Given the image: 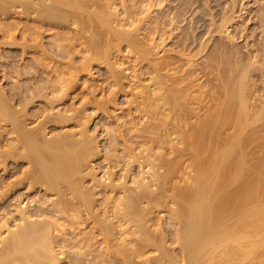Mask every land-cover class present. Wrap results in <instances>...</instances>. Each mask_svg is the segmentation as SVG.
Instances as JSON below:
<instances>
[{"label": "bare ground", "instance_id": "bare-ground-1", "mask_svg": "<svg viewBox=\"0 0 264 264\" xmlns=\"http://www.w3.org/2000/svg\"><path fill=\"white\" fill-rule=\"evenodd\" d=\"M171 3L170 0H0V264H264L263 141L259 143L260 149L257 144V149L249 142L253 140L244 139L251 148L242 152L244 142L235 136L243 132H238L243 126H236L240 115L237 117L235 111L231 115L237 127L232 133L234 139L224 144L222 141L221 147L216 138L220 130L218 135L217 131L210 133L211 126L218 124L220 129L223 125L215 120L232 118L225 102L232 104L234 100L236 105L237 94L242 98V93H237L241 88L229 90L228 84L227 90L233 92L225 91L232 99L217 103L222 106L224 102L223 111L229 112V117L218 116L223 111L217 105L216 110L213 106L215 114L211 109L213 116L210 115L215 120L209 117L211 122H205L208 118L205 112V118H200V110L206 105L205 95L203 98L198 92L194 95L191 89L196 83L186 80L189 75L166 73L177 59L166 56L167 60L161 53L164 59L158 58L153 63L151 58L159 51L156 48H161L172 36H166L168 31L177 29L185 18L186 10L174 12ZM124 46L137 53L136 62L139 58L151 60L152 83L156 84L154 88L153 84L142 85L130 98L127 94L137 81L140 83L144 70L140 74L134 72L136 65L131 58L121 54ZM232 49L233 46L229 50ZM83 51L85 55H79ZM9 53L12 60H8ZM95 60L107 61L106 76L111 80L107 87L102 80L99 83V79L89 78L93 81L90 83L81 74L89 71ZM10 72L16 75L17 82L6 87L8 81L4 77H14ZM221 72L223 75L224 71ZM99 74L104 76L103 72ZM81 80L87 82L86 85L82 82L85 88L82 87L88 91L89 99L79 105L68 103L66 97L73 87L79 88ZM127 85L131 86L130 91ZM101 91L102 97L98 95ZM125 98L127 105L119 107L130 117L127 115L121 121L122 117L115 114L117 122L108 120L103 129L93 126L94 114H88L87 110L90 106L100 111L99 117L108 113L112 119V113ZM244 99L239 100L242 103ZM38 100L43 104L37 106ZM59 101L63 107L57 109L55 102ZM246 103L239 105V109L245 108L244 115L248 112L249 102ZM233 108L234 105L230 109ZM191 116L204 121L202 124L196 121L195 131L190 127L193 133L189 121L184 124L187 119L193 121ZM33 122L36 124L31 125ZM72 124L77 129H71ZM174 132L180 136H176L179 138L176 142ZM187 159L190 162L184 166ZM182 165L194 170L189 186L183 182L186 169L179 174L183 177L180 183L187 187L173 184ZM158 166L164 169L160 171ZM162 206L170 208L171 213L164 219L159 216V220L155 213ZM151 248L156 251L152 256L147 254Z\"/></svg>", "mask_w": 264, "mask_h": 264}, {"label": "rangeland", "instance_id": "rangeland-1", "mask_svg": "<svg viewBox=\"0 0 264 264\" xmlns=\"http://www.w3.org/2000/svg\"><path fill=\"white\" fill-rule=\"evenodd\" d=\"M124 1V0H123ZM178 1V2H177ZM186 3H185V2ZM128 2V1H127ZM172 2V3H171ZM129 3V2H128ZM170 3H171V9H172V11H174V12H176L177 10H182L183 9V11H185L186 12V14H185V18H184V21L183 22H180L179 24H177L178 25V27L177 26H175V27H177V29L175 28L174 30H170V31H168V33L166 34V36L168 35L169 36V34H171L172 36H169L168 37V39H170V40H166V42H164L165 44H162V46H160L161 48H156V50L158 49L159 51H156V53H155V55L156 56H154V57H152L151 58V60L153 61H156V60H158V58H159V60L160 59H162L163 57L165 58L166 56H168L169 58H170V60H174V58H176L177 59V61L179 62V65H178V62H176L175 64H173L172 66H174V68L171 66L170 67V69H167L166 71L164 70L163 72H166V73H169L170 72V74H172V75H175V73H176V76L177 75H191V77L189 78V76H186V80H189L190 79V81H188L189 83H196V84H194L193 85V87H192V84H191V89H192V91L194 92V95H195V93H196V95H198V93H199V95H203V96H201L202 98L204 97V95H205V97L203 98V100H204V104H206L207 105V107H206V105H203L204 106V108L202 107V109L200 110L201 112H200V114L202 115V117H200L202 120H203V117H204V113L203 112H205V117L207 118H209V117H211L210 115H212V112H214V114H215V111H214V109L216 110V106L218 105V104H220L221 103V100H223V101H227V99L229 100V99H232L231 97V95H229V93H232L233 91H228L227 90V88H226V86H228V84H229V87H228V89L229 90H233V89H235L236 91L237 90H239L240 88V90L239 91H237V93L239 92V93H246V94H241V96H242V98L244 99V98H247L248 99V97H249V99L247 100H242V103H241V101L239 100V99H242L241 97L239 98L238 96H239V94H237L238 96H237V99L235 98V100H237V104L235 105V103L233 102L234 100H232V104H230V103H228V102H230V101H227V102H225L226 103V105L227 104H229L231 107L234 105V110L233 109H230L231 107L229 106V105H227V107H226V105L224 104L223 105V103L221 104L222 106H220V105H218V106H220V108L222 109V111L223 110H225V107H226V110L227 111H229L231 114H230V117H232V118H226L225 116H226V114H227V116L229 115L228 113L229 112H227V111H223V113L224 112H226V113H220L218 116H222L223 115V117H225L224 119H222V118H219V120H215L213 117H211V118H213V120H215V121H218L219 123H223V125H221V128L219 129V125L217 124V123H215V122H213L214 124H217V127H218V129H216L217 127L215 126V127H213V126H211V128L213 129V128H215V129H210V133H212L211 135H213V134H215V132H216V134L218 133V130H220L219 131V137L221 138V140L219 139V137H216L217 135H215V137L216 138H218V140H219V142H220V146L222 145V144H224V142L226 141V143L228 142V141H231L232 140V138L234 137V135H233V137H232V133H234V129H235V131H237L236 130V126H238V128H239V125L238 124H240V127L241 126H243V127H241L240 129H242V130H238V132H241V131H243L241 134H239V133H237L236 135L237 136H235V138H238V136H239V140H242V141H240L241 143L242 142H244L245 143V141L248 139V140H253L254 141V139L256 138V140L253 142V141H249L251 144L253 143L254 145H255V147L257 148V144L259 145L258 147H259V149L261 148V144H262V142H261V140L263 141V146H264V111H263V108H264V0H183V1H181V0H170ZM193 3V4H192ZM173 6H175V7H173ZM187 6V7H186ZM189 6V7H188ZM179 7V8H178ZM183 7V8H182ZM175 8V9H174ZM177 8V9H176ZM187 8V9H186ZM170 9V10H171ZM190 10V11H189ZM189 11V12H188ZM157 11H154V15H155V13H156ZM157 14V13H156ZM199 14V15H198ZM224 20V21H223ZM222 23H223V25H222ZM183 24V25H182ZM193 25V26H192ZM181 27H183V28H181ZM186 29V30H185ZM194 30V31H193ZM201 30V31H200ZM171 31H174V32H171ZM184 31H185V33H184ZM189 31H190V34H189ZM176 32V33H175ZM179 33V34H178ZM181 33V34H180ZM195 33V34H194ZM173 34H175V35H173ZM188 37H187V36ZM193 35H194V37H193ZM196 35V36H195ZM181 36V37H180ZM186 38H185V37ZM179 37V38H178ZM191 37V38H190ZM172 38V39H171ZM198 39V42L196 41L197 39ZM21 39V38H20ZM19 39V40H20ZM177 39H179V40H177ZM188 39V40H187ZM176 40V41H175ZM185 40V41H184ZM191 40H193V41H191ZM196 42H195V41ZM232 41V42H231ZM205 42V43H204ZM231 42V43H230ZM178 43V44H177ZM182 43V44H181ZM191 43V44H190ZM226 44V45H224V44ZM185 44V45H184ZM167 45V46H166ZM192 45V46H191ZM222 45V47H223V45L225 46V52H224V49L221 47L220 48V46ZM230 45V46H229ZM204 46V47H203ZM217 46H219V48L217 47ZM229 46V47H228ZM232 46H233V49L230 51L229 49H231L232 48ZM79 48H80V45L78 46ZM190 47V48H189ZM226 47H227V49H226ZM235 47V48H234ZM123 48H125V50L123 49L122 51H121V54H122V56H129V58H131L130 60H132L133 62H131L132 64H134V65H136L135 67H134V69L135 70H137V71H135L134 70V72H137V73H141V70H142V72H143V70H144V74L143 73H141V81H140V83H142V84H140V83H138V81L135 83V85L136 86H134L135 88L131 91V92H129L128 94L127 93H125V94H127L128 96L130 95L131 97H132V95H133V92H138L139 90H141L142 88H141V86L142 85H145V86H150V85H152L153 83V79H152V74H153V72H152V69H151V60H147V61H143V59L141 60L140 58H139V62L141 63V65H140V63L139 62H136V61H138V60H136V59H138L137 58V53L135 52V51H133V52H130L131 50H128V49H130L129 47H126V46H124ZM128 48V49H127ZM180 48V49H179ZM182 48V49H181ZM210 48V49H209ZM215 48V49H214ZM166 51H165V50ZM212 49V50H211ZM219 49V51L217 52V50ZM169 50V51H168ZM204 50V51H203ZM210 50H211V52H210ZM237 50V53L235 52ZM125 51V52H124ZM178 51V52H177ZM186 51V52H185ZM188 51V52H187ZM202 51V52H201ZM214 51H216L217 53H219V54H216V52H214ZM223 52V54L221 55V53ZM228 53H227V52ZM125 53V55H123L124 53ZM128 52H129V54H128ZM135 52V53H134ZM167 52H168V54H167ZM180 52V53H179ZM214 52V53H213ZM239 52V53H238ZM12 53V52H11ZM84 54V51L83 52H81V53H79V55L81 54L82 56H83V54ZM132 53V54H131ZM158 53V54H157ZM161 53H162V56H161ZM211 53V54H210ZM225 53V54H224ZM226 53H227V56H229L228 54H230V57H229V59L231 58V57H233L232 59H230V60H232V61H230L229 59H228V57L226 56ZM234 53H235V55H234ZM242 53H243V55H242ZM13 54H14V52H13ZM165 54V55H164ZM176 54H178V55H176ZM210 55V57H209V55ZM214 54L216 55V56H214ZM8 55H11L10 53L9 54H7V56ZM30 57H32L31 55H33V54H28ZM85 55V54H84ZM188 57H187V56ZM211 55H213V56H211ZM225 55V56H224ZM239 55V56H238ZM6 56V57H7ZM135 56H136V58H135ZM160 56V57H159ZM180 56V57H179ZM183 56V57H182ZM189 56H190V58H189ZM220 56V57H219ZM222 56H224V57H222ZM9 57V56H8ZM33 57H34V55H33ZM32 57V58H33ZM79 58H82V57H80V56H78ZM133 57V58H132ZM168 57H166L165 59H169ZM174 57V58H173ZM225 57L227 58V59H225ZM245 57V58H244ZM11 58V59H10ZM20 59H21V56L19 57ZM19 58H18V60H19ZM163 58V59H164ZM173 58V59H172ZM222 58H224V59H222ZM237 58H239V59H237ZM242 58V59H241ZM6 60L8 59V58H5ZM13 58L10 56L9 57V59L8 60H12ZM29 59V58H28ZM175 59V60H176ZM181 59V60H180ZM216 59V60H215ZM222 59V60H221ZM234 59V60H233ZM66 60V58L65 59H63L62 61L64 62ZM214 60V61H213ZM224 60V61H223ZM227 60V61H226ZM244 60V61H243ZM97 61H99V62H97ZM154 61H153V63H154ZM182 61V62H181ZM210 63H209V62ZM218 61V62H217ZM221 63H220V62ZM223 61V62H222ZM225 61H226V63H228V61H229V63L227 64L228 65V68H226L227 67V65H226V63H225ZM234 61V62H233ZM240 61V62H239ZM242 61H243V64H242ZM19 62H23V60L21 61H19ZM18 62V63H19ZM148 62H150V63H148ZM188 62V63H187ZM237 62H239V63H237ZM94 65H92L91 66V68H89L88 70L89 71H87V70H85V71H82L81 72V74L82 75H84L85 77H87L88 78V80H89V78H92V80H95V79H99L98 80V82L99 83H103L104 84V86H105V84H106V87H107V85H108V83L111 81V80H107V79H110L109 77L107 78V72L105 71V70H107V68H108V64H107V61H100V60H95L94 61ZM128 62H126V64H127ZM185 63V64H184ZM190 63V64H189ZM209 63V64H208ZM216 63L218 64H220V65H218V66H216ZM225 64V65H223V64ZM233 63V64H232ZM125 64V65H126ZM146 64H148V65H146ZM205 64V65H204ZM206 64H208V65H206ZM211 64V65H210ZM230 64V65H229ZM235 64H236V66H235ZM251 64V65H250ZM195 67H194V66ZM197 65V66H196ZM210 65V66H209ZM222 65L224 66V67H222ZM240 65H242L241 67H240ZM245 65V67H243ZM247 65V66H246ZM97 66V67H96ZM149 66V67H148ZM179 66V67H178ZM190 66V67H189ZM205 68H204V67ZM208 68H207V67ZM232 66H233V68H232ZM238 66V67H237ZM104 68V71H102V69ZM180 67H181V69H180ZM187 67V68H186ZM211 67V68H210ZM258 67V68H257ZM260 67H261V69H260ZM100 68V69H99ZM176 68V69H175ZM195 70V72H193L194 70ZM200 68V69H199ZM211 70H210V69ZM224 68H226V69H224ZM235 68V69H234ZM257 68V69H256ZM34 68L32 67L31 68V70H33ZM99 69V70H98ZM149 69V70H148ZM173 69V70H172ZM175 69V70H174ZM178 69V70H177ZM185 71H184V70ZM189 69V70H188ZM191 69V70H190ZM204 69L206 70V71H204ZM207 69H209V70H207ZM221 69V70H220ZM228 69H229V71H228ZM231 69V70H230ZM232 69H234V71L232 70ZM241 69V70H240ZM96 70V71H95ZM145 70H146V72H145ZM148 70V71H147ZM193 70V71H192ZM200 70V71H199ZM203 70V71H202ZM225 70H227L228 71V73L230 74H228L227 73V71L225 72ZM93 71V72H92ZM101 71V72H100ZM130 71V70H129ZM176 71V72H175ZM181 71V72H180ZM184 71V72H183ZM197 71V72H196ZM208 71H209V73H208ZM212 71H214V72H212ZM221 71H224L223 72V75H221L222 74V72ZM236 71H240L239 73L237 72V74H238V76L235 74L236 73ZM90 72H92V73H90ZM96 72V73H95ZM102 72H103V75L104 76H99L100 74L99 73H101L102 74ZM105 72V73H104ZM188 72V73H187ZM200 72V73H199ZM210 72H212L211 74H210ZM221 72V73H220ZM10 73H12V72H10ZM185 73V74H184ZM204 73H205V75H204ZM224 73H226V74H224ZM99 74V75H98ZM203 74V75H202ZM214 74V75H213ZM220 74V75H219ZM228 74V75H227ZM240 74H242V76L240 75ZM12 75H13V73H12ZM15 75V74H14ZM13 75V76H14ZM195 75V76H194ZM201 75V76H200ZM207 75V76H206ZM212 75V76H211ZM216 75H217V77H220V78H217L216 77ZM219 75V76H218ZM225 75V77L227 78H225V77H223ZM227 75V76H226ZM234 75H236L235 77H234ZM246 75V76H245ZM16 76V75H15ZM14 76V77H15ZM197 76V77H196ZM206 76V77H205ZM214 76V77H213ZM229 76V77H228ZM233 76V77H232ZM11 77V75L10 76H8L7 78L6 77H4V80L6 79V81H8V82H6V87H10L11 85H10V82L12 83V82H17L16 80H17V78L15 77ZM99 77V78H98ZM106 77V78H105ZM148 77H150V80H149V78ZM193 77V78H192ZM213 77V78H212ZM222 77H223V79L225 80L226 79V81L225 82H223L222 80H220V79H222ZM233 79H232V78ZM236 77H238V79H236ZM239 77H241V78H239ZM192 78V79H191ZM211 79V80H209V79ZM232 80H231V79ZM14 79V80H13ZM16 79V80H15ZM106 79V80H105ZM137 79V78H136ZM213 79H214V81H213ZM216 79V80H215ZM219 79V80H218ZM237 81H236V80ZM102 80V81H101ZM144 80V81H143ZM193 80V81H192ZM199 80H200V82H199ZM203 80V81H202ZM208 80V81H207ZM230 80V81H229ZM234 80V81H233ZM241 80V81H240ZM21 81V80H20ZM101 81V82H100ZM104 81H106L105 83H104ZM151 81V84L149 83ZM197 81H198V83H197ZM212 82V83H210V82ZM227 81H228V83H227ZM232 81L234 82V84L236 85H234V84H232ZM240 83H239V82ZM3 82V81H2ZM86 85V83L87 82H85L84 80H81V85L79 86V88L78 87H76L75 86V88L73 89L72 88V91H71V89H70V91H71V93H70V95L68 96V97H66L67 99H68V103H71V101H72V103L74 104V103H76L75 105H79V104H81V102H85L86 101V99L88 100L89 99V97H90V95L88 94V91L87 90H84V84ZM89 82L91 83H93V81H91V79L89 80ZM203 84H202V83ZM215 82H216V84L219 86V88H218V86L215 84ZM236 82V83H235ZM239 83V85H238V83ZM253 82H255V83H253ZM257 82V83H256ZM1 83V82H0ZM143 83H145V84H143ZM148 83V84H147ZM205 83H206V85H205ZM225 85H224V84ZM226 83H227V85H226ZM231 83V84H230ZM248 83H249V85H248ZM253 84V85H250V84ZM102 84V85H103ZM202 84V85H201ZM211 84H213L215 87H213V85H211ZM224 86V87H222V85ZM255 84H257V85H255ZM139 85V86H138ZM197 85V86H196ZM245 85H248V86H245ZM34 86H36V85H34ZM84 88H83V87ZM138 86V87H137ZM156 86V84H153L152 85V87L154 88ZM207 86V87H206ZM212 86V87H211ZM249 86H251V87H249ZM82 87V88H81ZM111 87H113V86H111ZM129 87V88H128ZM140 87V88H139ZM142 87H144V86H142ZM195 87H197V88H195ZM247 87V88H246ZM65 88V87H64ZM115 88H116V86H115ZM127 90H129L130 91V89H132L131 88V86H128L127 85ZM207 88V89H206ZM212 88H213V90H212ZM221 88V89H220ZM224 88V89H223ZM231 88V89H230ZM245 88V89H244ZM253 88V89H252ZM107 89V88H106ZM113 89V88H112ZM138 89V90H137ZM196 89H199V90H197L196 91ZM201 89V90H200ZM217 89H219V90H217ZM244 89V90H243ZM246 89L248 90V91H246ZM252 89V92L251 91H249V90H251ZM33 90V89H32ZM79 90V91H78ZM205 90V91H204ZM212 90V91H211ZM217 90V91H216ZM229 92L228 94H227V92ZM235 90H234V93H236L235 92ZM242 90V91H241ZM257 90V91H256ZM82 92V94H80L81 92ZM202 91H204V92H201ZM206 91L208 92V93H206ZM216 93H215V92ZM223 91H225V92H223ZM243 91H245V92H243ZM76 92V93H75ZM104 92V91H103ZM108 92V91H107ZM192 92V93H193ZM198 92V93H197ZM222 93L221 95L222 96H218L217 95V97L215 96L217 93L218 94H220V93ZM251 93V95H250V93ZM86 93V94H85ZM101 93H102V91L101 92H99V96L100 97H102V95L104 94H102L101 95ZM211 93H213V95H211ZM249 93V94H248ZM84 94H85V96L86 95H89L88 97L86 96H84ZM207 94V95H206ZM208 94H209V96H208ZM78 95H81V97L80 96H78ZM224 95H225V97H224ZM229 95V96H228ZM235 96H236V94H234ZM246 95H247V97H246ZM249 95V96H248ZM255 95H257V96H255ZM77 96V97H76ZM98 96V97H99ZM127 96V97H128ZM130 96L128 97V98H130ZM208 96V98H206ZM212 96V97H211ZM77 99H76V98ZM222 97V98H221ZM227 97H230V98H227ZM74 98L76 99V100H74ZM216 98V99H215ZM220 98V99H219ZM239 98V99H238ZM70 99V100H69ZM81 99H83L84 101H82ZM126 99V100H125ZM125 99H123L124 100V102L122 101V104L120 103V104H118V107H116V109L115 110H117L116 112H114V114L112 113V115H114V117L113 118H115V120H113V118L111 119L110 117V114H108V113H102L101 115H100V117L98 116V114L100 113V111L99 110H97V112H96V109L95 108H93V105L92 104H89V105H92V106H90V108H88L87 110L89 111V113H88V111H87V113L88 114H90L91 112V114L90 115H92V114H94L93 116V118H95V123H94V127H98V128H102L103 126V124H105V125H107L108 123L106 122V121H116L117 120V117L115 116V114H118V115H120V118L121 119H119V116H118V119L119 120H123L124 119V117L126 118V116L128 115L126 112V110H122V108L121 107H125L127 104V98H125ZM216 101V103H215V101ZM217 99H218V101H217ZM212 100H213V102H212ZM256 100V101H255ZM70 101V102H69ZM208 101H211V102H208ZM243 101H245V103H246V101H247V103L246 104H248V102H249V104H248V106H246V109L248 110V112L246 111L245 112V115H244V111L243 110H245V108L243 109V107H242V109H241V107H240V109H239V105L240 106H243L242 104H243ZM254 101V102H253ZM39 102H40V104H39ZM240 102V104H238ZM207 103H209V104H207ZM216 105H215V104ZM218 103V104H217ZM251 103V104H250ZM254 103V104H253ZM256 103V104H255ZM259 103V104H258ZM43 103H41V101L40 100H38L37 102H36V105L38 106V105H42ZM55 104L56 105H58L56 108L57 109H59V108H61V107H63V105H62V103L59 101V103L58 102H55ZM261 104V105H260ZM62 105V106H61ZM124 105V106H123ZM196 105V104H195ZM194 105V106H195ZM208 105L210 106L209 108H208ZM254 105L256 106V107H254ZM60 106V107H59ZM119 106H121V107H119ZM213 106H215V108L213 107ZM236 106V107H235ZM252 106V107H251ZM59 107V108H58ZM238 107V108H237ZM249 109H248V108ZM258 107H260V109L258 108ZM207 108H208V110H210V111H208L207 110ZM214 108V109H213ZM219 108V107H218ZM224 108V109H223ZM256 108H257V111H256ZM57 109H55V114L57 113ZM120 109V110H119ZM204 109V110H203ZM206 109V110H205ZM211 109H212V112H211ZM221 109L219 110V112H221ZM239 109V110H238ZM255 110L256 112H254V111H252V110ZM259 109V110H258ZM120 113H119V112ZM122 111V112H121ZM126 111V112H125ZM197 111H198V109H197ZM235 111V112H237L236 113V116L238 117L239 115L241 116V118H240V116H239V118H236V116H235V118L237 119L236 120V122L238 121V123L236 124V126H235V123L236 122H233V119H234V113L233 112ZM240 111V112H239ZM71 112V111H70ZM96 112V113H95ZM126 114H125V113ZM210 112H211V114H210ZM252 112H254V113H252ZM259 112V113H258ZM260 112H262L261 113V115H260ZM122 113V114H121ZM123 113L125 114V115H123ZM232 113L234 114L233 116H231L232 115ZM241 113V114H240ZM108 116H107V115ZM137 114V113H136ZM238 114V115H237ZM251 114V115H250ZM123 115V116H122ZM207 115H209V116H207ZM225 115V116H224ZM244 115V116H243ZM258 115V116H257ZM263 115V116H262ZM105 116V117H104ZM129 116V115H128ZM213 116V115H212ZM248 116H250V117H248ZM257 116V117H256ZM262 116V117H261ZM109 117V118H108ZM130 117V116H129ZM192 118V120L193 121H191V120H189V119H187L186 120V122L184 123V124H186L188 121H189V128L191 127L192 129L194 128V125L198 122V123H200V124H202L204 121L205 122H207V120L209 121V122H211V120H210V118L208 119H206V120H204L202 123H201V121H200V118L199 117H197V116H191ZM204 117V118H205ZM229 117V116H228ZM243 117V118H242ZM247 117V118H246ZM253 117V118H252ZM97 118H99L98 119V121H99V123H98V121H97ZM190 118V117H189ZM249 118L251 119H254V121L255 122H253V120L251 119V120H249ZM255 118L257 119V120H255ZM258 118H261L260 120L258 119ZM39 119V118H38ZM41 119V118H40ZM197 119V120H196ZM218 119V118H217ZM230 119H232V124H230L231 123V120ZM239 119V120H238ZM101 120V121H100ZM118 120V121H119ZM136 120H138V119H136ZM221 120H224V122L223 121H221ZM225 120H227L226 122H227V125L225 124L226 122H225ZM246 120V121H245ZM263 120V121H262ZM197 121V122H196ZM221 121V122H220ZM235 121V120H234ZM260 121V122H259ZM35 122L37 123L38 122V120H35ZM35 122H33L31 125H35L36 123ZM93 122H94V120H92L90 123L91 124H93ZM117 122V121H116ZM191 122V123H190ZM240 122V123H239ZM246 122V123H245ZM250 122V123H249ZM262 122V123H261ZM197 123V124H198ZM244 125H243V124ZM254 123H255V125H254ZM261 123V124H260ZM190 124H192L191 126H190ZM196 124V125H197ZM200 124H199V126H200ZM229 124V125H228ZM245 124H246V127H248L247 129H246V127H245ZM248 124V125H247ZM195 125V126H196ZM224 125H226L225 127H227V128H225L224 127ZM231 125V126H230ZM234 125V126H233ZM250 125V126H249ZM254 125V126H253ZM259 125V126H258ZM74 125L72 124L70 127H72L71 129H77V127H76V125L73 127ZM193 126V127H192ZM262 126H263V128H262ZM198 127V126H197ZM224 127V128H223ZM233 129L232 130V132H230L231 131V128ZM235 127V128H234ZM259 127V128H258ZM104 128V127H103ZM102 128V129H103ZM190 128V129H191ZM196 128V127H195ZM243 128H245V129H243ZM261 128V129H260ZM95 129V128H94ZM99 129V130H100ZM191 129V132L193 133V130L195 131L196 129H193L192 130ZM198 129V128H197ZM224 129V130H223ZM254 129V130H253ZM225 130H227V133H225ZM261 130H263V131H261ZM190 131V130H189ZM229 131V132H228ZM246 131V132H245ZM248 131L251 133L252 131H254V132H252L253 134L252 135H250V133L248 134ZM256 131V132H255ZM181 132V131H180ZM179 131H177V133H180ZM191 132H190V134H191ZM214 132V133H213ZM222 132V133H221ZM175 133V134H174ZM173 134H172V137H174V138H176V139H174V141L176 142V140L178 141L179 140V138H180V136H178V135H181V133L180 134H178L177 135V133L176 132H174ZM228 133H229V136L231 137V138H229V136H228ZM231 133V134H230ZM244 133H246V134H244ZM256 133V134H255ZM183 134V133H182ZM227 134V135H226ZM259 134H263V136H259ZM52 135V134H51ZM50 135V136H51ZM210 135V134H209ZM222 135V136H221ZM243 135H244V137H243ZM245 135H249V136H246L245 137ZM256 137H255V136ZM179 137V138H177V137ZM228 136V137H227ZM253 136V137H252ZM259 137V139L257 140V138ZM243 139H242V138ZM210 138V137H209ZM226 138V139H225ZM250 138V139H249ZM261 138V139H260ZM234 139V138H233ZM244 139H246V140H244ZM247 140V141H248ZM223 141V142H222ZM221 142H222V144H221ZM261 142V144H259ZM242 143V146H241V149H242V152L245 150V149H247V148H251V144H250V146L249 147H247L246 145H247V143ZM252 144V145H253ZM253 145V146H254ZM222 147V146H221ZM258 149V148H257ZM186 162H190V160L189 159H187V161H184L183 162V165L184 166H186ZM249 162V161H248ZM189 163H187V165H188ZM247 164V163H246ZM182 165V167H181V170H179L178 171V173H176L174 176H175V178H176V180L178 181V183H176V180H175V178L173 177L172 178V180L174 181L175 180V183H173V184H181L182 185V183L184 182V184H185V182H186V185H188L189 186V184L191 185L192 183H193V178H191L193 175L192 174H194V170H192L191 168L192 167H190V166H187L188 168H186L185 167V169H184V166ZM248 165H249V163H248ZM246 166V165H245ZM159 167V166H158ZM173 169H174V167L173 166H171ZM190 167V168H189ZM247 167V166H246ZM140 168V167H139ZM140 169H142V168H140ZM164 169V168H163ZM162 168L160 169V167H159V170L161 171V170H163ZM187 172V170H188V174L185 172V174L183 175V176H185V178H184V180L185 181H183V182H181L180 183V181H182L183 180V177L181 176V175H179L180 174V172H181V174L184 172V170ZM138 171L140 172L139 174H141V171L138 169ZM177 172V171H176ZM190 172V173H189ZM192 172V173H191ZM138 174V175H139ZM189 176H187V175ZM181 177V179H180V177ZM189 178V179H188ZM191 178V179H190ZM189 181H188V180ZM192 182H191V181ZM190 182V183H188V182ZM188 183V184H187ZM186 185H184V186H186ZM177 186H180V185H177ZM183 186V185H182ZM183 186V187H184ZM181 187V186H180ZM187 187V186H186ZM171 206H174V204H171ZM164 208V209H163ZM166 209V210H165ZM170 208H168V207H164V206H162V207H160L157 211H156V213H155V215H157L158 217H156V218H158L159 220H161V219H164L165 217H167L168 215H169V213H171L170 212V210H169ZM167 211V212H166ZM159 214V215H158ZM166 214H168V215H166ZM164 215V216H163ZM159 216H161V217H163V218H159ZM147 254L149 255H154V254H156V251L154 250V249H150L148 252H147Z\"/></svg>", "mask_w": 264, "mask_h": 264}]
</instances>
